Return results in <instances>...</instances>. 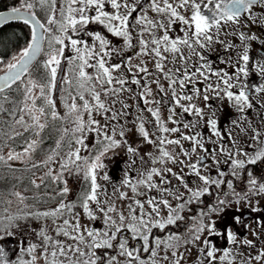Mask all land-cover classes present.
Wrapping results in <instances>:
<instances>
[{
  "label": "snow or ice",
  "instance_id": "obj_1",
  "mask_svg": "<svg viewBox=\"0 0 264 264\" xmlns=\"http://www.w3.org/2000/svg\"><path fill=\"white\" fill-rule=\"evenodd\" d=\"M39 4L43 7L48 4L54 6V0H38ZM66 7H61L62 20L57 22L53 17L49 16L48 24L58 23L59 35L51 36L48 39V44L50 51L46 53L47 59L43 62V68L45 69L46 82H40L31 79L30 65L33 60H35L38 53H41V42L45 40V33L49 32V28L45 27L40 20L36 19L34 13L28 14L27 10L32 9L34 4L31 2H25L22 6L25 8V12L21 11V8L13 7L8 12L0 11V24H5L8 20H23L25 24L31 23V40L27 43L26 47L21 49L16 57L13 58L14 62H9L5 65L6 72L3 76H0V112L9 111L11 115L15 116L17 112L21 113L20 118L16 119L14 123L16 125H21L24 127L25 131L30 129L34 131V134L39 137L40 132L46 127V123L41 122L42 117H46L48 110L52 109L51 116L53 119L58 118V113L54 110L55 104L50 96L52 88L56 86L57 83V70L61 67L60 57H64L65 51L70 47L75 52L74 57H67L68 61L73 64L75 71L76 85L79 89L78 98L83 101L82 104L76 103V97H71L72 103L66 104L68 109L67 115L73 117L74 127L71 129L73 133L72 139L75 141L76 145L79 147L72 148L70 146L69 152L64 158V162L60 164V171L53 174L50 169L40 178V184H37L35 180L31 183L34 187L39 188L45 183L49 178L53 183L63 182L64 187H62L57 195L64 196L70 189L67 186V180L65 179V173L72 175L73 171L76 173L83 172L84 179L88 182V187L82 193L80 199V206L83 208L84 213L89 216L90 219L96 220L97 216L94 214L90 208V204H95L97 210L103 215L104 223L107 230H97L88 229L87 227H82L79 220L76 219L75 223H71L70 220L64 219L63 225L57 227L58 234H62L69 239L76 241V246L68 245L67 249L64 244L60 241H51V238L47 235L46 230L42 229L38 236H41L46 243H51L53 251L51 253L53 260L50 264H65L64 261H57L55 258L59 256L66 257L67 264H105L104 256L97 255V250L99 249H113L118 247L119 255L126 256L129 258L128 264H132L133 260H136L138 264H144L138 255L137 249H130L128 247V240L126 238H121L120 234L123 230L131 232L132 239H140L143 241V250L145 252L151 251L152 257L157 255L156 249L150 247V234L154 228L164 230L166 226L176 224L177 221L183 220L184 217L181 212L184 211L186 205L193 203L194 201H199L200 197L205 194H209L210 188L208 186L215 185L219 188L222 184L227 183L228 188H232V180L225 181L224 177L226 173L220 169V161L217 159L216 150L213 149L211 152L212 162L217 166V178H213L209 175L202 174V167L207 166L203 163L205 157L201 156L197 158L194 163H185L184 160L179 159L180 155L184 157H191L192 153H196L199 148L206 155L209 154V150L205 147V139L200 133H195L193 135H186L180 132L178 127H167L166 122L161 119L159 104L161 101L149 99L152 96V89L148 83L141 84V79L138 78L137 74L143 73L145 77H150L151 73L146 66H141V64L132 65V57L129 56L122 60L120 63L109 64L106 59L112 53H120L123 55L124 49L114 48L111 45V41L103 35L101 32L87 31V35L91 38V43L88 41L74 38L78 37L80 33L87 30V26L90 24H99L107 29L108 33H111L115 37L123 38L125 48H134L136 45L133 43V33L132 29L135 27L140 28L139 33V51L136 53L137 56L140 55H150L156 60L155 68L158 72L163 73L164 77L168 80V91L171 92V106L169 107L168 121L173 124H178L180 121L174 119L176 115V108L182 109L184 113H191L197 117L203 118V110L191 103L193 100V95H186L184 89L188 84L193 86V94L199 95L200 89L196 88L195 85L198 82L197 76L203 77L207 80L209 77L206 72L211 71L210 65L207 63L201 64L199 67H195V70H189L185 66L184 71L181 72L179 68L173 70L168 69L165 71V66L162 63L167 57L164 53L173 54L175 59L176 55H179L181 61L187 62L191 59L193 55L198 56L201 60H204V56L196 51V46L200 49L211 48L213 43H223L219 40V34L223 25L236 24L239 25L242 14L251 18V10L253 5L258 2L264 3V0H147L148 8L157 13L162 17L161 20L156 21L149 19L146 11L143 7L142 0H135L133 3H129V0H65ZM106 5H110L113 11H107ZM213 5V7H209ZM204 9L208 10L209 14L204 12ZM141 13L135 16V23H132V17L136 13ZM187 15L186 13H189ZM94 13V14H91ZM258 20L264 21V16L257 18ZM256 22V21H253ZM179 23L183 27L181 31L184 33L182 37L177 36L175 38L170 36V31L173 29L175 24ZM213 29H215V37L213 36ZM154 30H163L162 35H157ZM150 33L151 39L145 40L143 38L144 33ZM255 37H247L243 32L240 33V40L246 41L248 39H254ZM65 41L68 43L66 44ZM59 45V47H56ZM183 47H187L189 50V55L186 57L183 55ZM229 47H234V45H229ZM95 61V63H90V61ZM250 60L247 45H244V52L239 56L238 62L243 61L245 65L248 64ZM235 67V66H234ZM95 68V75H90L86 69ZM126 68L129 73H132V78L130 83L134 85H140L142 91L139 93L140 99L143 101L145 106L150 104H156V108L147 107V111L155 118L158 125V130L161 133H180L179 139H167L166 137H159V143L157 145L159 155L151 157L153 165L159 163L164 165L166 162H171L172 164H180L187 167L190 170V174L195 175L198 179L203 182L205 187L193 189L189 187L186 182L183 173L174 172L170 167H151L146 172L141 173V177L133 182L129 178L127 171L125 172V178L122 181L123 186L129 187L131 192L137 195H144V192L137 191L138 186H143L148 190H155L161 194V197L165 194L172 195L177 201H180L184 197V193L181 192L176 195L171 188V180L168 178L169 175L175 178L180 185L188 192L190 198L184 200L182 203H178L173 207L169 200L166 198H159L153 196L146 201L147 205L150 207L151 211H144V203L140 200H134L136 208H139V214L136 213L135 208L129 205V215L126 217L123 213H117L114 205L108 204L107 200H100V184L97 182L98 177L104 181L109 180V176L104 174L102 177L99 175V170L103 169L105 165L101 162L102 158L110 151L121 146L127 145V152L135 157L138 154V148L133 147L128 144L125 136V131L123 127L117 132L115 126L110 124L111 121L118 120L121 116L126 115L124 111L130 106L123 101L121 103V111H113L112 106L106 104L105 100L101 99V96H119L124 92H131L132 89L126 87L129 83L127 76L123 73L119 77L113 74ZM133 68L135 72H133ZM259 71L264 74V65L259 66ZM28 75L27 84L24 87V102H22L23 107L14 109H5L4 104L9 101V96L6 95V91H11L13 85L17 82L23 83L22 78ZM248 75L247 68L244 66L236 67V73L234 74L237 79L239 75ZM212 75L218 77L220 81L225 85L223 92L227 98L232 101L237 110L243 112L245 108L251 109L253 107V102L250 99L246 86L240 87L238 93L230 91L235 85L231 82L233 77L222 69L220 71L212 72ZM151 83L157 85L158 90L161 93L165 92L163 86L160 85L159 80H153ZM177 85L179 86V94L177 90ZM99 86L100 90H97ZM112 86V87H106ZM219 88V84L217 85ZM33 89H39L40 98H43L46 106H37L36 100L38 97L32 95ZM215 91L212 85L209 84L204 90V100L208 101L209 96L207 92L209 90ZM17 91L20 89L17 88ZM254 91L257 93L264 92V84L256 86ZM85 93L91 97V101L85 98ZM166 94V93H165ZM219 96V91L216 92ZM31 101V105L27 103ZM182 101H189L187 105L182 103ZM117 101H113L115 104ZM27 112L32 121L31 124H26L24 121L23 113ZM87 114V120L83 119V115ZM96 115L105 116L106 123L101 124L98 119L95 118ZM110 115H107L109 114ZM140 119V117H138ZM236 124V121H232ZM208 127L211 129L212 135L223 139L221 132L217 127V121L215 119H209L207 121ZM183 127L185 129H195L196 124L189 122L184 123ZM69 130L64 129L66 134ZM137 131L143 137V140L148 144H154V141L149 132L145 130V125L142 119L137 125ZM243 131V129H242ZM255 132V130H253ZM95 132L97 137L100 139L97 141L96 154L94 157H82L81 150L87 148L88 145L85 143L87 139V134ZM14 135L20 136L22 133L15 132ZM231 134H229L230 136ZM119 136L120 139L116 137ZM259 133H256L253 139H258ZM182 141L191 142V153L184 149ZM41 141L39 139L31 140L27 143L23 152L9 151L7 158L0 155V162H3L7 167L11 168L8 161L12 160H22L25 157L30 158L29 154L34 151ZM235 143V141H233ZM264 143V142H262ZM71 145V142H70ZM166 145H177L179 146V153L170 152ZM60 147V141H57V148ZM227 152L228 158L224 161L225 164L229 165L230 173L233 177H238L241 170L245 169L246 165H255L258 161H264V148L257 149L252 156H249L247 152L242 149L237 148L235 151H230L226 149L222 144L219 148V153L223 154ZM53 155H49L46 161L41 163L47 164L54 159V155L59 153L53 150ZM243 156L244 159L240 157ZM143 159V158H141ZM135 160L132 161V164ZM37 164H33L32 167H37ZM249 192L236 193L233 191L232 195L236 198L237 203L241 200H248L250 194L259 195L264 194V182L258 181V179L253 175L251 171L247 173ZM155 178H159L157 182ZM10 195L15 196L20 203H23L25 197L22 193L13 191ZM227 193L225 196L227 197ZM119 198L125 199L127 193L120 191ZM11 203V201H7ZM231 204V200L228 199H218L216 205H209L207 212H201L200 217L197 220L196 225L191 230V239L186 240L185 243H196L201 239V233L205 230L208 231L209 236H226L229 243L237 242V233L233 232L234 225L243 224V217L241 215H234L231 218V224L224 227L223 232L217 230V222L211 221L207 224L204 223L205 217H210V214L214 213L216 215H221L225 211V206ZM74 207L73 203L60 202L59 206L51 212L42 213H25L24 217L36 216L41 217H56L63 215L65 211L71 212ZM161 207L167 208L168 213L166 217H161ZM252 212L259 211L257 208H250ZM239 212V209L236 210ZM110 213H115L118 217L114 219ZM20 216L16 215H3L0 216V232L5 235H11L12 233L9 229L14 228L18 225ZM195 219V218H194ZM127 221V223H126ZM247 228L248 225L244 224ZM255 234V233H253ZM180 236L175 233L170 234L166 240L161 241L159 238L155 240L157 247L161 243L168 247H175V243L179 242ZM119 240L118 245L114 244V241ZM205 247L201 250L205 252L208 258V264H213L216 260L215 253L218 251L215 244L208 239L204 240ZM244 245L251 246L253 241L244 239L242 241ZM84 244L87 247V251H84L80 245ZM36 245L32 244L26 249L28 253H33L36 249ZM72 252L73 256L68 257L67 253ZM173 257L177 254L172 253ZM6 252L3 247H0V264H9L6 259ZM231 256V251L227 248L223 250V254L219 257L221 261H228L231 264L229 257ZM264 257V251H261L259 255L255 256V260H260ZM167 257H165L166 259ZM37 257L32 256V260L23 261L20 260L19 264H35ZM16 264V262H12ZM106 264H118L117 257L111 256L106 259ZM152 264H156L155 260H152ZM174 264H180V260L176 259Z\"/></svg>",
  "mask_w": 264,
  "mask_h": 264
},
{
  "label": "flooded vegetation",
  "instance_id": "obj_2",
  "mask_svg": "<svg viewBox=\"0 0 264 264\" xmlns=\"http://www.w3.org/2000/svg\"><path fill=\"white\" fill-rule=\"evenodd\" d=\"M135 0H129V3H133ZM144 10L147 13V16L149 19L159 21L162 19L160 15L157 13L151 11L147 6V0H142ZM66 5V3H65ZM209 7H213V5H209ZM107 8L109 10L113 11L111 9V6L108 5ZM110 11V12H111ZM33 12V11H32ZM204 12L206 14L208 13L207 9H204ZM35 13V12H33ZM36 14V13H35ZM94 14V13H91ZM141 14V13H140ZM187 15H190L189 13H186ZM135 16V14H134ZM134 16L132 17V23L134 21ZM264 16V3L258 2L257 4L253 5L251 10V18L247 17L246 15L241 16L239 25L236 24H229V25H223L220 34H219V40L223 43H213L211 48H205L200 49L198 46H196V51L200 52L204 56V60H201L198 56L193 55L191 59L187 62V65H185L184 61H181L179 58V55H176L175 59L173 58V54L171 53H164V55L167 57L166 60H164L162 63L165 66V71L168 69H177L179 68L181 72L184 71L185 66L189 70L194 71L195 67H199L203 63H207L211 67L210 72H206V75L209 77L207 80H205L203 77L197 76V83L196 88L200 89V93L198 95L197 101H198V107H200L203 110V118H201V122L203 123L201 126L200 133L203 135L205 139V147L209 150V154L206 155L204 152L198 154L195 156L194 160H191L190 163H194L197 161L198 157L204 156V164L207 166L206 168L202 167L201 171L203 175H209L213 178H217V166L212 162L211 152L213 149L216 150L217 153V159L220 161V169H222L226 175L224 177L225 181L232 180L233 185L232 188H228L227 183L222 184L219 188H216L215 185L208 186L210 188L209 194H205L204 196L200 197L199 201H194L193 203L186 205L184 211L181 212V215L184 217L183 220L177 221L176 224L168 225L164 230L154 228L150 234V247L155 248L157 255L155 257H152L151 251L145 252L143 250V241L140 239L133 240L132 233L123 230L120 234H118L121 238H126L128 240V247L130 249H137L138 255L140 257V260L144 262V264H152V260L156 261V264H174L176 259L180 260V264H208V258L206 257L205 252H203L201 249L205 247L204 240L208 239L211 242H213L218 249V251L215 253L216 260L213 262V264H228V261H221L219 257L223 254V250L225 248L229 249L231 251V256L229 259L231 260V264H264V257H262L260 260H255L254 257L259 255L261 251H264V194L254 195L250 194L248 200H241L239 203H237L236 198L232 195L233 191L236 193L244 194L249 192V185H248V175L247 173L251 171L253 175L258 179L260 182H264V161H258L255 165H246L245 169L241 170L240 175L238 177H233L229 170V165L225 164L224 161L228 158V153L225 152L223 154L219 153V148L221 144L230 151H235L237 148L242 149L244 152H247L249 156H252L254 152L257 149L264 148V92L257 93L254 91V88L256 86L264 84V74H261L259 71V66L264 65V21L258 20L257 18ZM256 21V22H253ZM92 25V24H91ZM95 26H101L99 24H93ZM175 32L170 33V36L175 38L177 36L182 37L184 33L181 31V28L183 27L179 23L175 24L174 26ZM156 31V34L159 36L163 34V30H154ZM243 32L247 37H255L254 39H248L246 41L240 40V33ZM133 33V31H132ZM213 36L214 40L215 37V29H213ZM145 40L151 39L150 33H144L143 34ZM247 45L250 60L247 65L244 64L243 61L238 62V58L240 55L244 52V45ZM229 45H234V47H229ZM43 46V45H42ZM42 49V48H41ZM128 51L132 52L133 54L136 52L134 48H129ZM183 55L188 56L189 50L187 47H183L182 49ZM124 53V52H123ZM118 56L121 55L120 53H117ZM116 55V54H115ZM117 56V55H116ZM153 56H149L150 61H148V64L146 67L149 69V72L151 73L150 77H145L144 79L147 82H151L153 80H161L163 83L165 81L163 80L164 75L163 73H160L155 68V58L152 59ZM64 59H61V63H63ZM173 64V65H172ZM175 64V65H174ZM235 66V67H234ZM244 66L247 68L248 75L245 76L243 74L239 75V79L235 77L236 73V67ZM125 69L126 68H122ZM223 70L224 72H227L230 76L233 77L232 83L235 85L233 89H230V91H234L235 93H238L240 90V87L246 86V90L248 91V94L250 96V99L253 102V107L251 109L245 108L243 112H240L237 110V107L235 104L230 101L227 96L224 95L223 89L225 85L222 81L218 79L217 76L212 75V72ZM64 73L63 67L61 66L57 75L62 77V74ZM62 80V79H59ZM167 86H168V80ZM58 83V82H57ZM56 83V86L54 87L56 91L60 90V86ZM209 83L213 85V89L215 91H212L211 93L208 91L207 95L209 96V100H204V95L206 94L204 92L205 88ZM130 87L132 91L135 93L131 96H127L124 99L125 103H131L128 99H133L138 101L139 103V94H137V86L131 83ZM127 84V85H128ZM153 84V83H152ZM219 84V88H217V85ZM126 85V86H127ZM193 86H190V84L187 85V87L184 89V93L187 94V92H191ZM177 90L179 94V86L177 85ZM203 90V93H202ZM168 91V87H167ZM219 91L220 95L217 96L216 92ZM53 92V91H52ZM157 96H163L164 93H161L159 90L156 91ZM169 94H171L170 91H168ZM188 95V94H187ZM54 101L58 100L57 92H53ZM152 98H155V95L152 96ZM169 97H167L168 100ZM57 106V104L55 105ZM129 111V110H128ZM136 115L138 112L135 113ZM140 115V114H138ZM209 119H215L217 121V127L219 131L221 132V135L223 139H220L219 137L213 136L210 128L208 127L207 121ZM232 121H236V124H233ZM243 129V131H242ZM255 130V132L253 131ZM118 132V131H117ZM256 133H259L258 139H253L254 135ZM229 134H231L229 136ZM119 138V136H118ZM128 143L129 139L126 137ZM235 141V143H233ZM131 145V144H130ZM138 146L141 145L140 143L137 144ZM213 145V146H212ZM133 147H136V145H131ZM77 147V146H76ZM54 148V147H53ZM52 153L47 152L45 154H41V157L39 160L36 158H31V160H27L29 165L37 164L36 173L34 177L31 178L32 180H35L37 184H40V178L44 176L46 172H48L50 169L52 170L53 174L57 173V169H54V167H48L44 163H41L47 159L49 155ZM127 152V145L121 146L119 148L110 150L104 157L106 158V167L109 170L108 174L110 176L109 185H112V183H115L119 180V172L127 171L128 175L131 176L132 173H135L136 170L142 171L144 169V164L147 162L142 161H135L134 164H132L133 157H128ZM127 158L131 159L130 163L131 165L128 167H124L123 169L120 164H122L123 161H125ZM241 159H244L243 156L240 157ZM48 164V163H47ZM116 164V170L111 169L110 167ZM51 166V165H50ZM111 171V172H110ZM76 173V172H75ZM188 176V185L189 187L196 189V188H203L205 185L203 182H201L198 177L195 175L190 174V170L187 169V175ZM68 177V176H67ZM157 182H159V178L156 179ZM79 186L81 187L82 181L80 178ZM46 182V181H45ZM48 182H50V186L53 185V182L51 179H48ZM84 182V181H83ZM57 187H60L59 184L62 186L63 182L61 183H54ZM58 184V185H57ZM172 191L179 195L181 192L184 193V197L180 201H177L174 196L165 194L161 197V194L156 192L155 190H150V193L143 191L144 195H137L132 193L127 200V211L129 215V205L131 204L133 208H135L136 213L139 214L140 209L136 208V205L134 204V200H140L142 203H144V211L149 212L151 211L150 207L147 205L146 201L150 199L153 196H157L159 198H166L169 200L170 204L175 207L178 203H182L184 200H187L190 198L188 192L184 188H178L174 187V185L171 184ZM49 190V188L47 189ZM78 191V190H77ZM142 191V189H141ZM80 190L76 193L75 197L72 200H69V203H73L75 205V198L79 196ZM225 193H227V197L225 196ZM47 203L46 204H39L35 205L33 203L30 204V207H32V210H41V211H49L53 208V206H57L60 201L59 195H53L50 193H47ZM50 196V197H49ZM63 199V198H62ZM218 199H228L231 200V204L225 206V211L221 215H216L214 213L210 214V217L204 218V223L207 224L211 221L217 222V230L223 232V229L226 225L231 224V218L234 215H241L243 217V224L241 225H234L233 226V232L237 233V242L236 243H229L226 236H209V233L207 230L202 232L200 241H197L196 243H185L186 240L191 239V230L194 228V226L197 223V220L200 217V213L207 212L209 205H216ZM80 204V199L78 201V205ZM146 205V206H145ZM250 208H257L259 211L252 212ZM239 209V212L236 210ZM65 214L68 212L65 211ZM168 213L167 208L161 207V217H166ZM115 218L118 217L116 216ZM195 218V219H194ZM34 219V218H33ZM127 223V221H126ZM244 224L248 225L247 228L244 227ZM175 233L176 235L180 236V241L173 242L175 243V247H168L165 246V244L161 243L159 247L156 246L155 240L159 238L161 241L166 240L167 237L170 234ZM255 233V234H253ZM244 239H248L253 241V244L251 246L244 245L242 241ZM119 240L114 241V244L118 245ZM118 247H114L113 249H99L97 250V255L104 256L105 253H107V256H113L114 253L117 252ZM176 252V256L173 257L172 253ZM165 257H167L165 259ZM105 258V264H106ZM126 260L129 261L128 257H126ZM132 264H138L136 260L132 261Z\"/></svg>",
  "mask_w": 264,
  "mask_h": 264
},
{
  "label": "rangeland",
  "instance_id": "obj_3",
  "mask_svg": "<svg viewBox=\"0 0 264 264\" xmlns=\"http://www.w3.org/2000/svg\"><path fill=\"white\" fill-rule=\"evenodd\" d=\"M32 0H29V2ZM33 4L35 2H32ZM65 0H54V6H52V4H48L45 6H41L39 4V8L36 10L37 12H39V16L38 14L34 13L38 20H40L41 23H43L45 25V27L49 28V32L45 33V37H46V43H47V47L46 50L43 51V54L45 56V60L47 59L46 53L50 51L49 48V44H48V39L51 36H55V35H59V31H58V23H53L51 25L48 24V18L49 16L53 17L57 22L62 20V15H61V7H66L67 5H65ZM108 5H106V10L107 11H111L109 10V8H107ZM21 9H25L24 7H18ZM30 12H35L34 9H30ZM138 15H140V13H137ZM135 29H138L135 33H133V43L136 45L135 48H139V44H138V40H139V33H140V28L139 27H135L132 29V31L134 32ZM87 31H92V32H101L103 35H105L110 41H111V45L113 46V43H115L117 37L113 36L111 33L107 32V29L104 26H95V25H88L87 26V30L85 32H82L79 34L78 37H74V38H79L84 40L83 36H88L87 35ZM136 35V36H135ZM144 38V36H143ZM65 43L67 44L68 42L65 41ZM91 43V42H89ZM116 44V43H115ZM59 46V45H56ZM26 47V46H24ZM24 47L19 48V50H17L15 53H13L12 55H10V57L3 61L0 59V72L5 70V65L9 62H14L13 58L16 57L18 55V53L21 51V49H23ZM138 52V50H137ZM136 52V53H137ZM136 53H134V56L132 57L131 60V64L132 65H138L141 64V62L143 61L144 63L141 66H146L148 64V61H150L149 56L150 55H140L137 56ZM113 55V54H112ZM75 56V52L74 50H72L70 47H68L65 51L64 57H60V59H64V63L66 64H72L68 61L67 57H74ZM108 59V58H106ZM154 57H152L151 60H153ZM90 63H95V61H90ZM110 64V63H109ZM73 65V64H72ZM173 65V64H172ZM175 65V64H174ZM64 67V66H63ZM60 67L57 70V75L59 72ZM172 69V68H171ZM86 71L90 74V75H95L94 73V68H87ZM133 72H135V69L133 68ZM123 73L125 76H127L129 83L131 81L132 78V73H129L127 71V69H121L119 72L114 73V76L119 77L120 74ZM138 78L141 79V84H145L148 83L149 86L152 89V96L155 95V98L149 97V99H153V100H159L161 101V103L159 104V109H160V116L161 119L164 120L166 122V126L171 128V127H178L180 128V132L186 134V135H193L195 133H200V128L202 126V122H201V118L197 117L191 113H184L182 111V109L180 108H176V115L174 117V119H176L177 121H180V123L178 124H173L170 121H168V115H169V107L171 106V101H170V97L171 94L168 93L167 91V79L163 78V80L165 81V83H163L161 80H159V83L161 86H163V88L165 89V95L163 96H157L156 91H158L157 85L155 83H151L150 81L147 82L144 79V74L143 73H139L137 74ZM60 76H58L57 79V84L60 86V90L56 91L55 88H52L51 92H50V96L52 98V100H54L55 98L52 97L53 96V92H57V96H58V100H56L55 105L57 104L56 109H57V113H58V118L60 120V118H62L63 120L68 117L70 118L68 120V122L65 124L67 125L69 128H73L74 127V123H73V117H71L70 115H67L68 109L66 107V104H70L72 103V99L71 97H75V93H72L67 89L66 90V86L69 85L73 80L70 81V79L68 77H66L65 81L62 84V80L59 79H63L65 77L64 73L62 74V77L59 78ZM211 84V83H209ZM208 84V85H209ZM208 85L206 87H204L205 89L208 87ZM212 85V84H211ZM190 86H192L190 84ZM106 87H112V86H106ZM126 87L131 88L130 84H128ZM196 87V86H195ZM213 88V85H212ZM76 89H78L76 87ZM192 91L191 92H187L188 95H193V100L191 101V103L195 104L196 106L198 105V95H194L193 94V87L191 88ZM97 90L99 89V86H97ZM142 87L140 85L137 86V94H139L142 91ZM53 91V92H52ZM213 90H209V92L211 93ZM74 92V91H72ZM77 92H79V89L77 90ZM205 92V91H204ZM38 93V89H34V91L32 92V95H36ZM203 93V90H202ZM132 94L135 95V93L133 91L131 92H124L121 93L119 96H109V97H104L103 95L101 96L102 100L106 101V104L109 106H112L113 111H121V103L120 101H123V103H125L124 99L125 97H127L128 95L131 96ZM186 94V95H187ZM201 94V93H200ZM167 97L168 100H167ZM85 98L91 101V97L89 95H87V93H85ZM117 101L115 104H113V101ZM131 103H128V105L130 106L128 109L124 110L127 114L121 116L118 120H114L111 121L110 124L112 126H115L116 130L119 131L121 129V127H123V130L125 131V136L129 139V143L131 145H136V147L138 148V154L133 157L132 160L135 161H145L147 162L146 164H144V169H142V171L136 170L135 173H132L131 176H129V178H131L133 180V182H135L136 180H138L141 177V173L146 172L148 169H150L151 167H170L173 169L174 172H181V169H183V175L184 178L186 180V182L188 181V176L187 175V167H184L183 165L180 164H172L171 162H166L164 165H161L159 163L153 165L152 163V159L151 157H155L159 155V151H158V143L159 137H166L167 139H179L180 138V133H161L158 130V125L156 123L155 118L147 111V107H152V108H156L157 105L156 104H150L145 106V104L143 103V101L141 99H139V103L138 101L135 102V100L133 99H128ZM30 102V101H29ZM83 101H78V104H82ZM182 103H184L185 105H187L189 103V101H182ZM129 110V111H128ZM138 112V114L140 115H136L135 113ZM51 115V113H50ZM107 115H110L107 114ZM24 116V121L26 124H31L32 121L30 119V116L28 115L27 112L23 113ZM94 116L96 119H98L100 121L101 124L106 123V119L105 116L102 115H96L94 113ZM138 117H140V119L143 120L144 125H145V130L149 132L151 138L156 141V143L154 144H148L147 142H145L143 140V137L140 135V133L137 131V125L140 123V119H138ZM20 118V116L18 117V119ZM87 114L85 113L83 115V119L87 120ZM44 118H41V121ZM195 123L196 127L195 129H185L183 127L184 123ZM15 128H23V126L21 125H14ZM53 128V127H50ZM211 130V129H210ZM201 134V133H200ZM202 135V134H201ZM96 136V137H95ZM203 136V135H202ZM71 137H73V133L71 135ZM98 138L95 132H91L87 134V139L85 141V143L88 145L87 148H84L81 150V156L82 157H94L96 154V148L95 146L97 145V141L99 139H95ZM117 139H120V137L118 138V136L116 137ZM62 139V138H61ZM29 142V141H27ZM141 144V145H137V144ZM9 144H11L10 142H8V144H5V148L0 151V155H3L5 157V159L7 158V154L10 151L9 150ZM182 144L184 146V149L187 150L188 152L191 153V142L190 141H182ZM27 146V144H26ZM64 146V147H63ZM73 148H75L76 146L79 147V145H76L75 143L73 144ZM213 146V145H212ZM38 147V146H37ZM62 149L57 148H51L52 149V153L53 150H56V152H58V155H54V159L50 162H48V164H46L47 166V170L49 169L48 167H54V169H57V171H60V164L64 162V158L66 157V154L69 152L70 150V145L66 144L63 145L62 144ZM165 147H167V149L170 152L175 153H179L180 149L179 146L177 145H166ZM24 148H22L21 150H17L18 152H23ZM38 150V148H37ZM15 152V151H14ZM203 151L200 150L199 148L197 149L196 153H192L191 157H184L183 155L179 156V159L184 160L185 163H190L191 160L195 159V156L202 153ZM52 153H48V154H52ZM35 154V151H32L28 157H25L22 160H12V161H8V164H12V165H17V166H21V165H25L28 162L27 160H31V158H33ZM128 157H131V154L128 153ZM149 154H151V157L149 156ZM143 158V159H141ZM47 160V159H46ZM45 160V161H46ZM105 167L103 169L99 170V175L100 177H102L104 174H108L109 170L107 169V165H106V158L103 157L102 161H101ZM131 162V159L127 158L125 161L122 162L121 167L123 169H125L124 167H128L131 164L128 163ZM2 163V164H1ZM1 166L5 165L3 162H0ZM51 165V166H50ZM116 164H113L110 168L113 170H116ZM126 170V169H125ZM111 172V171H110ZM125 172L126 171H120L119 172V180L115 183H112V185H109V180H110V176H109V180L108 181H104L103 179L98 177V183L100 184L101 188V195H100V200L101 201H105L107 200L108 204L114 205L116 208V212L117 213H123L126 217L128 214L127 211V200L125 199H120L119 198V192L123 191L125 193H127V197H129L130 195H132L131 189L129 187H125L122 184V181L125 178ZM68 176V177H67ZM80 178L82 181V184L85 185L86 183L88 184V182L84 179V175L83 172L80 173H75V171H73L72 175H68L67 173H65V179L67 180V186L69 187L70 191L64 195V196H59V201H63L64 203H69V200H72L76 193L80 190ZM171 180V184L174 185V187H178V188H183L182 185L179 184V182L171 177L169 175L168 177ZM154 179H157L154 177ZM84 181V182H83ZM188 183V182H187ZM81 185V186H83ZM60 187H57V192H59V190L64 187V184L61 186L59 184ZM56 187V186H55ZM84 188V187H83ZM142 189V191H141ZM78 190V191H77ZM138 193L139 192H143L146 191L148 193H150V190L144 188L143 186H138L137 189ZM16 192H20L19 190ZM22 193V192H20ZM1 196V195H0ZM24 196V195H23ZM58 196V195H57ZM81 192L79 194L78 197L75 198V205L72 209L71 212H68L67 214H63L60 216H56V217H41V218H36L34 216V219H32V217H26V220H19L18 225L14 228L9 229V231L12 233L11 235H5L4 233L0 232V247H3L7 256L6 259L9 261V264H12V262H16V264H19L20 260L23 261H30L32 260V256H36L37 260L35 261V264H50V262L53 260V257L51 255L52 251H53V247L51 243H46L41 236H38L37 233H39L42 229L46 230L47 235L51 238V241L55 242V241H60L64 244L65 248L67 249L68 245H72L73 247L76 246V241H73L71 239H69V237H66L61 233L58 234L57 231V227L63 225V220L64 219H68L70 220L71 223H75L76 219L79 220V223L81 224L82 227H87L88 229H97V230H107L106 225L104 223V217L103 215L97 210L96 205L95 204H90V208L92 209V211L94 212V214L97 216L96 220H92L89 218V216H87L84 211L83 208L80 206V204L78 205V201L79 199H81ZM4 201L5 206H1L0 207V216L3 215H16L18 213H20V217H24V213L23 211H25V209L27 208L28 210L31 209L30 205L28 203H25V200L23 203H20L17 198L15 196L10 195L9 197L3 199L2 197H0V202ZM7 201H11V203H7ZM60 204V203H59ZM59 204L57 206H53V208L51 210H49L48 212L53 211L54 209H56ZM146 206V205H145ZM110 215L113 216L114 219L116 217L115 213H110ZM118 221V220H117ZM35 244L37 247L35 249V251L33 253H28L26 251V249L29 247V245ZM80 247L84 250L87 251V247L84 244H81ZM68 257H72L73 253L72 252H68L67 253ZM113 256L117 257V261L118 264H128V260H126V256H121L119 255V250H117L116 253H114ZM58 262L59 261H64L65 264H67V260L66 257L64 256H57L55 258Z\"/></svg>",
  "mask_w": 264,
  "mask_h": 264
},
{
  "label": "trees",
  "instance_id": "obj_4",
  "mask_svg": "<svg viewBox=\"0 0 264 264\" xmlns=\"http://www.w3.org/2000/svg\"><path fill=\"white\" fill-rule=\"evenodd\" d=\"M25 2V0H0V11L1 10H7L8 8L13 7H23L22 4ZM26 2H29V0H26ZM35 2L34 3V11L38 14L36 10L39 8V2L38 0H32L30 1ZM30 10V9H29ZM138 15L137 13L135 16ZM135 16L133 24L135 23ZM138 29H135L133 33H135ZM175 32L174 27L170 31V33L173 34ZM162 35V34H161ZM136 36V35H135ZM85 41L91 42V38L89 36H83ZM31 38V27L30 24H25L22 20H16V21H10L4 25L0 26V59L5 61L7 60L10 55L15 53L19 48L24 47L27 45V43L30 41ZM134 41V40H133ZM116 43V44H115ZM115 43H113L114 48L124 49L123 55H119L117 53H112L109 57H107L108 62L111 63H120L122 60L126 59L129 56H134L132 52L128 51L129 48H125L123 38L117 37ZM42 50L45 51L47 47L46 43V37L45 40L42 42ZM59 47V46H56ZM134 50L137 52L139 51V48H135ZM135 52V53H136ZM40 55L31 63L30 66V72H31V79L40 81V82H46L45 77V69L43 68V62H44V54L41 51L39 53ZM117 56H116V55ZM61 66L64 70L65 77L62 79V84L65 81L66 77H68L71 80H73L69 85L66 86V90L68 89L71 94L75 93L76 97V103L78 104L79 98H78V92L76 89V79H75V71L74 66L72 64H66L61 63ZM120 71V70H119ZM118 71V72H119ZM94 73H96V69L94 68ZM28 75L26 74L25 77L22 78L23 83L17 82L15 85H13L12 90L6 91V95L9 96V101L4 104L5 109H14L23 107L22 102H24L25 98L23 95L24 87L27 84ZM19 88L20 90L17 91L16 89ZM34 91V89H33ZM74 91V92H72ZM35 97H38L36 100L37 106H46L45 101L43 98H40V93L38 89V93L34 95ZM54 97V96H52ZM54 104L55 101L53 100ZM29 106L31 105V101H27ZM57 112V109L55 107L54 109ZM52 109L48 110V114L41 122L46 123V127L40 132V136L37 137L34 134L33 130L25 131L23 128H15L14 121L18 119V117L21 115V113L17 112L15 116L11 115L9 111L0 112V151L2 148H5V144H9V150L18 152L22 148L26 147L27 141L36 140L39 139L41 142L38 145L37 148L34 150V158L39 160L41 157V154H45L47 152L52 151L51 148L56 147L57 141H60V149H62L63 145H70L73 148V144L75 141L72 139V131L71 128H69L67 125H65L70 118L66 117L64 120L62 118H56L53 119L50 115ZM59 117V116H58ZM53 127V128H50ZM64 129H68L69 131L65 134ZM15 132H20L22 135L16 136L14 135ZM96 137V136H95ZM62 138V139H61ZM95 139H100L95 138ZM64 147V146H63ZM18 150V151H17ZM63 150V149H62ZM2 164V163H1ZM0 164V197L3 199L10 196V193L13 191H20L25 197V203H28L29 205L31 203L38 205L39 207L41 205L39 204H46L47 203V193L52 194V196L57 195V190L55 187V184L53 183L52 186H50V182L46 180V182L41 185V187L36 188L31 183V178L34 177L36 169H39L37 167L33 168L29 163L25 164L24 166H17V165H11V168L7 167L6 165L1 166ZM36 176V175H35ZM58 185V184H57ZM84 187V188H83ZM88 187V184L81 186L80 191L81 195ZM49 188V190H47ZM50 197V196H49ZM5 206L4 201L0 202V207ZM42 213L45 211H41L39 209L32 210V207L30 210L27 208L23 213ZM20 213L16 214V216H20ZM34 218L33 216H28ZM36 217V216H35ZM37 218V217H36ZM27 218L22 217L21 220H26ZM110 256H107V258ZM129 259V258H128Z\"/></svg>",
  "mask_w": 264,
  "mask_h": 264
},
{
  "label": "water",
  "instance_id": "obj_5",
  "mask_svg": "<svg viewBox=\"0 0 264 264\" xmlns=\"http://www.w3.org/2000/svg\"><path fill=\"white\" fill-rule=\"evenodd\" d=\"M11 9H12V8H8L7 10H1V11H2V12H8V11H10ZM21 11H22V12H25L26 10H25V9H21ZM27 13H28V14H31V13H33V12H30L29 10H27ZM35 16H36V15H35ZM36 19H38L37 16H36ZM10 21H16V20H8L6 23H8V22H10ZM22 21H23V20H22ZM6 23H5V24H6ZM29 24H30V27H32L31 23H29ZM1 25H4V24H0V26H1ZM30 40H31V38H30ZM42 42H43V41H42ZM42 42H41V48H42V45H43ZM39 55H40V54L38 53L37 56H36V58H37ZM36 58H35V59H36ZM33 61H34V60H33ZM33 61H32V62H33ZM30 66H31V65H30ZM5 72H6V69L3 70V71H1V72H0V76H3V75L5 74Z\"/></svg>",
  "mask_w": 264,
  "mask_h": 264
}]
</instances>
